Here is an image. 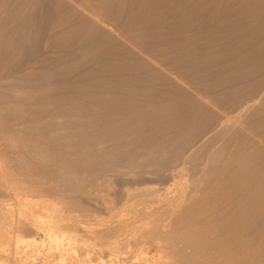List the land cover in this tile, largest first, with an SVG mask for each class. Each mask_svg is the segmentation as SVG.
<instances>
[{"label":"bare ground","instance_id":"bare-ground-1","mask_svg":"<svg viewBox=\"0 0 264 264\" xmlns=\"http://www.w3.org/2000/svg\"><path fill=\"white\" fill-rule=\"evenodd\" d=\"M41 1L0 0V81H4L2 85L0 84V197H4L3 195L8 197V200L4 198L0 202V264H7L9 261H12V264H36L35 260L38 257L41 258L42 264H264V97L258 99L256 107L251 106L253 111L249 109L251 115H245V121L243 118L239 119L241 118L239 114L233 118L236 110L230 107L255 91V89L252 90L253 88L250 90L249 87L252 85L247 84L250 80L249 75L254 76L255 73L258 75H255L257 80L253 78L255 82H258V89L259 85L261 86L260 83L264 84V73H262L264 70L261 71L264 68V52H257L259 59L256 60L257 56H255V60L250 64L247 57L253 55L252 52L240 60L229 57L234 54L231 52L238 46L237 44L243 42L242 38L239 39L243 34L238 32L242 26L236 29L238 25L236 24V32L233 30L234 26L233 28L230 26L235 35L230 30H225V26L220 27L219 31L214 29L216 32L213 30L211 34L207 28L206 31L202 29L205 31L201 38L203 40L197 43L195 41L189 44L182 43V45L181 42H176L172 38L176 33L171 36L173 32H168L169 29L164 28L162 31L160 28V32L162 31L160 33L159 30L158 32L154 30L153 25L152 27L146 25L148 22L144 21L146 22L144 23L142 20L144 25L138 22L141 20L139 15L144 11L142 9L145 8L144 16L147 18L154 14L155 10H147V3H143L146 0H140L145 5L142 7L140 2L134 1V4L132 3L134 11L131 12V9L127 11L129 13H123L127 0H75L76 8L66 5L70 0H66L67 3L64 0ZM93 1L100 3L101 14L94 16L97 6L95 2L96 6L94 3H91L94 7L89 8L91 4L88 6V10L94 9L87 10L94 13L93 17L91 15L89 19L84 16L81 18L78 14L82 11L76 10L82 9L81 6L85 4L86 7ZM155 1L157 0L152 2ZM241 1L236 0L238 4L242 2L244 4L247 0ZM159 2L160 4L165 2L160 5L161 7L169 3L168 0ZM233 3L235 4L234 1ZM190 6L192 8V5ZM212 8L202 18L206 22L201 23L206 24L217 18L214 12L216 9L213 11ZM220 8L217 13L221 10ZM254 8L255 6L253 10ZM98 12L100 13L99 9ZM138 12H140L136 16L139 17V20H136L140 25L138 27L148 32L142 30L139 31L140 34L135 33L138 36L133 35L135 36V39L132 37L133 40L123 34L119 35H122L120 38L124 37L123 41L126 40L134 47L144 50L147 56L155 55L157 60L151 59L152 61L158 62L157 57L163 56L160 59L164 58L163 61L161 60V63L165 65L164 75L166 68L169 71L171 69L177 76L174 74L172 76L170 73L166 75L175 77V81L177 77L180 80L179 76H181L185 83L183 85L186 86V83L194 85L196 88L192 93L196 94L195 96L190 97L191 92L187 90L188 87L181 86L182 82L180 87H184L185 92L187 90V95L183 94L184 88H181L183 95L180 94L181 89L174 86L176 83L170 86L169 83L174 81V79L171 80L172 77L168 78L171 82L166 81L169 82L168 84L164 82V86L162 84L163 88H160L161 85L156 87V82L157 85L159 82L161 84L160 80L163 79L162 74H159L161 72H153L155 69L151 67L152 62L145 58L144 53L141 57L144 54L142 58L146 61L137 54L131 55L137 48L132 49L131 45L128 47L125 41L124 45L122 40L117 39L120 47L114 44L115 38L106 40L108 43L100 42V40V43H94L100 31L105 30L103 26L99 28L98 24L102 20L103 24L109 21L108 19L105 21V18L113 21L112 17L119 20L123 17L121 21L124 23L120 24L133 33L132 26L136 23L134 20ZM144 16L142 19L145 20ZM209 17L212 18L209 19ZM221 18H219L221 22L218 23V29L219 24H223L222 21L224 25L233 21L228 19V16L226 24L224 19L220 20ZM241 18H238L239 22ZM100 19H102L101 22ZM216 20L218 22V19ZM47 21H52L56 29L52 31V34L47 35L48 39L46 38V43L54 51L66 53L68 49H73L72 45H75V42L82 45L93 43L94 48L96 47L94 44L97 45L93 52L97 56L94 58L98 63L93 68L90 66L87 70L83 69L84 72L79 76L82 81L80 83L79 80V84L77 83L80 86H76L77 89L72 88L76 91L63 90L64 84L71 83L68 81L71 68L69 64H66L63 70L58 71L55 68L57 65L53 67L56 64L55 60H53V66H48L49 68L42 71L44 74L40 73L43 76L31 77V74L27 72L23 73V77L14 76L15 73L19 74L22 66L21 52L30 50L29 44L39 39V30ZM117 23L118 21L116 27L119 25ZM61 26L64 28L58 29ZM145 26L147 29L144 28ZM109 33L111 35L110 31ZM242 33H244L243 30ZM124 35L128 34L124 33ZM234 36H237L236 39L239 41H236ZM141 37L142 40L145 37L146 40L148 37L150 39L145 43L143 41L142 44L139 41ZM254 38L256 39L257 36ZM251 40L248 38L247 43ZM254 41H251L254 43L252 50L256 49V44L263 43L258 41L255 44ZM126 47L132 52L129 49L124 50ZM118 49L123 53L125 51V57L117 53ZM207 50L216 51V54L211 52L215 56V63L223 67L219 74L222 77L216 76L219 78L216 81L204 75L203 78L198 76L202 74V69L205 70L212 64L209 59L210 66L203 60H197L201 59L199 56L197 58V55ZM31 52L33 55L34 50ZM136 53L139 52L136 51ZM80 55L76 58H80ZM121 56L124 59H121ZM249 58L252 59V57ZM64 59L62 58V62L65 61ZM161 63L159 62L158 66ZM161 66L158 68L163 67ZM237 67L241 71H237ZM234 68L237 70L235 71ZM198 69H201V73L197 71L198 74L193 75ZM16 70L18 72H15ZM156 70L159 71V69ZM20 72L22 73L23 70ZM197 76L199 78H196ZM167 77L170 76H165L164 79ZM52 78L56 80L53 81ZM71 80H73L72 76ZM221 81L233 86L229 87L231 90H228L229 88H226L228 86L225 84L224 86ZM214 82H220L219 86H224L223 89H227L228 92L224 89L223 95L221 93L223 90L219 89L218 93L217 88L221 87ZM233 82L234 84H230ZM87 83H89L88 86ZM177 83L180 82L177 81ZM213 83L217 86L215 87ZM104 86L110 88L109 92L112 90L115 93L113 97L110 95L112 91L109 95V92L107 94V91L104 92L107 97L103 95ZM255 86L257 87V84ZM68 92L73 95H68ZM246 101H244L245 105L249 103L248 99ZM50 105L52 108L49 107ZM226 108H228L227 111L235 110L233 117L229 118L232 115L230 111L229 116L228 112L227 116L225 115ZM222 111H225V114ZM220 112L228 118L225 120L220 114L224 121L220 129H216L218 132L214 133L211 125L210 130L214 134L210 136L213 138L209 137L210 140L206 138L208 141L203 138L205 143H198L195 139L200 133L203 136L208 123L212 124L209 116L214 115L218 119L219 115L215 114ZM215 117L214 121L217 123ZM236 118L239 119V123ZM211 119L213 121L212 117ZM219 120L222 119L219 118ZM204 128H206L205 131ZM155 129L159 130V133ZM156 132L157 135L154 134ZM198 132L199 135L196 136ZM159 134L165 135L160 138ZM202 136L199 138L202 139ZM199 138L197 140L200 142ZM192 140H195V144L198 143L199 146L194 148V143H191L194 149H191L190 154L186 152L188 155L184 157L188 162L184 163L183 157L180 167L175 163L182 159L184 151L190 149L188 144ZM213 140H218L220 144L217 143L215 147ZM211 143L215 149L212 148ZM186 163H189V166ZM174 164L179 169L182 168V164L187 165L185 170H183L184 167L181 169V172L174 167V170L178 169L177 175L179 174L177 180L173 178L174 184H172L176 191L174 198L172 195L171 198L167 195L168 188L170 190L169 184L167 188L162 185L164 190L167 189L163 191H167L166 194L158 195L161 188L158 189L153 184L152 186L157 188L153 189L148 186L149 184L139 183L140 179H147L146 176L143 178L140 176L146 174L147 169L152 175L163 177L162 171L168 176L167 172L170 173L171 170H165L173 167ZM174 170L173 173L171 171L173 175ZM188 173L191 178L188 177ZM171 174L170 176L173 177ZM121 175L132 177V179L124 180ZM137 175L141 178H136ZM151 176L149 178H152ZM173 179L170 177V183ZM113 181H121L119 182L121 191H118L117 195L114 193V186L112 187ZM155 190H159L157 195ZM12 193L18 196L16 202L11 201ZM169 200L174 201L169 204ZM14 215L22 218L14 220ZM21 224L23 229L17 230ZM13 228L16 230L13 231ZM18 231L22 234H16ZM92 255L93 258H91Z\"/></svg>","mask_w":264,"mask_h":264},{"label":"rangeland","instance_id":"rangeland-1","mask_svg":"<svg viewBox=\"0 0 264 264\" xmlns=\"http://www.w3.org/2000/svg\"><path fill=\"white\" fill-rule=\"evenodd\" d=\"M43 1V0H42ZM41 1V2H42ZM66 0H64V2H65ZM68 1V0H67ZM67 1H66V3H67ZM127 1H130L131 2V5H130V2H127ZM127 1H125L126 3L124 4V10H123V13L124 12H127V11H131V9H132V11L131 12H133L134 11V5H132V3L134 4V1H138V2H140V0H127ZM152 1H154V0H146V2H143V3H147V5H146V8H147V10H155L154 11V14L153 15H150V16H148L149 18H147V16L145 17L144 16V13H146V10H145V8L144 9H142V10H144V11H142L141 12V15H139V17L141 18V22L140 21H138L140 24H143L144 25V23H146V22H148L146 25H148V26H151V25H153V27L155 28L154 30H156L157 32H158V30H159V32H160V28H161V30L162 31H164V28L167 30V29H169L168 30V32H173V33H171L172 35L171 36H173V34L175 35V33H176V35L175 36H173L172 38H174V40L176 41V42H181V44L182 43H187V44H189V42H191V41H195V43H197V42H199L200 40H203V39H201V38H203V33H205V31H206V28H207V30H209V32H210V34H211V32H213V30L215 29H217V31H219V30H221V28H222V26H225L224 28H225V30H230V32L232 33V26H234V28H233V30H235V32L237 31L236 29L238 28V26H239V28H240V26H242L241 27V29H239V33L240 34H243V35H238L239 33H237L236 35H238V37L240 36V38L239 39H244V40H242L241 39V41H243V42H241L240 44H237V43H235V44H237L235 47V49L231 52V54H233V52H234V54L232 55V56H229V57H231V58H239V60L242 58V57H247L248 56V54L250 55L251 54V52L253 53V55L251 54L249 57H252V59L251 58H249V57H247V59L249 60H247L248 62H249V64H250V62H252V61H254L255 60V58H256V60H257V58L259 59V55H257V52L258 53H260V52H264V39H262L263 37H264V22L262 21V20H264V2H261V1H264V0H253V1H249V0H247V1H249V2H252L251 4L249 3V2H247V1H244V0H242V1H244V2H246V3H244L243 4V2L242 3H239L238 4V2H240V0H237L238 2H236V0H212L213 1V3H212V1L211 0H201L202 1V3H201V1L200 0H168L169 1V3L167 4H165L164 6H160V5H162L163 3H165V2H163L162 4H160V2L158 3V1H160V0H157V1H155V2H152ZM166 1V0H165ZM181 1L183 2L182 4H181ZM192 1V2H191ZM197 1V2H196ZM203 1H205L204 3H203ZM210 1V2H209ZM233 1L235 2V4L233 3ZM69 3L68 4H66V5H68V6H70V7H75V6H77L76 4L77 3H75V0H73V3H71L70 4V2H72V0H70V1H68ZM95 2L96 1H93V2H90V3H88L87 4V6L85 7V5H83V6H81V8L82 9H80V10H76V11H79V12H81L80 14H78V15H81V18H86V19H89V18H91V17H93V14L94 13H91V12H87V10H88V6H89V4H91V3H94V6H96V9L94 10L95 11V14H94V16L96 17V15L97 16H99L100 14H101V8L99 7V6H101V5H99L100 3H97L96 2V5H95ZM137 2V4L138 5H140L139 3ZM148 2H150L149 4H148ZM221 2V3H220ZM225 3V4H223V3ZM257 2V4H255ZM259 2V3H258ZM141 3V2H140ZM155 3V4H154ZM210 5H209V4ZM218 4V5H216V4ZM231 3H233V4H231ZM247 3H249L251 6H249V4H247ZM262 3V4H261ZM41 4V3H40ZM74 4V5H73ZM153 4V5H152ZM158 5V7H156L157 5ZM180 4V5H179ZM207 4V5H206ZM226 4H229L230 6H228V5H226ZM241 4H243V5H241ZM259 4V5H258ZM136 5V4H135ZM168 5V6H167ZM170 5V6H169ZM187 5V6H186ZM190 5H192V8H191V6ZM204 5H206L205 7H204ZM232 5V6H231ZM247 5V6H246ZM261 5L263 6V7H261ZM92 6V4L89 6V8ZM94 6H92V7H94ZM142 6H145V5H143L142 3H141V7ZM150 6V7H149ZM152 6H154L153 8H152ZM214 6H217V8L215 7H212ZM227 6V7H226ZM237 6V7H236ZM239 6H241V8L239 7ZM244 6V7H243ZM255 6V8H254V10H253V7ZM258 8H257V7ZM98 7V8H97ZM129 7H130V9H129ZM136 7V6H135ZM139 7V6H138ZM161 7V8H160ZM167 8V11H166V8ZM189 7V8H188ZM209 7H211L212 8V10L214 11L215 9V13H216V15H217V18L216 17H214V18H216V19H218V22H216L217 20L216 19H214V20H212L211 22L210 21H208L206 24L205 23H201V22H206V20H204V19H202L203 17H204V15L206 16V12L208 11V10H211V8H209ZM219 7H221L220 9V11H219V13H217L218 12V8ZM223 7V8H222ZM225 7V8H224ZM232 7H233V9H232ZM251 7V8H250ZM76 8V7H75ZM87 8V9H86ZM168 8L170 9L169 11H168ZM206 8V9H205ZM209 8V9H208ZM238 8H240V10H243L244 12H242V11H240ZM244 8V9H243ZM249 8V9H248ZM263 8V10H261ZM77 9H78V7H77ZM85 9V10H84ZM94 9V8H93ZM92 8L91 9H89L88 11H92L93 10ZM98 9L100 10V13L98 14L97 13V11H98ZM189 9V10H188ZM230 9H232V10H230ZM236 9V10H235ZM248 9V10H247ZM84 10V11H83ZM159 10V11H158ZM193 10V11H192ZM195 10V11H194ZM223 10V11H222ZM225 10H229L228 12L227 11H225ZM251 10V11H250ZM259 10V11H258ZM61 11H62V9H61ZM187 11V12H186ZM188 11H190V12H188ZM223 13H222V12ZM224 11H225V13L227 12V16L225 15V13H224ZM234 11H236V12H234ZM238 11H240L239 13H238ZM250 11V12H249ZM85 12H87V14L85 13ZM165 12H167V13H165ZM194 12V13H193ZM196 12V13H195ZM198 12V13H197ZM203 12H204V14H203ZM232 12H233V14H232ZM247 12V13H246ZM254 12H255V15H254ZM256 12H258V13H256ZM263 12V13H262ZM97 13V14H96ZM127 13H129V12H127ZM140 12H138L136 15H135V20H134V22H136L135 24H134V22L132 23V24H134L133 26H132V28H134V29H132V30H137L136 32H134L133 31V33L131 32V30L130 29H128L127 30V28H125V27H123V25H121V24H123L122 23V21H123V17H121L120 18V20L119 19H117L116 17H112V19L114 18V20H115V22H114V20L112 21V20H110L109 18H105L104 20L106 21L107 19L109 20V21H106L107 23L105 24H103V18L102 19H100V22H101V20H102V22L100 23V24H98L99 25V28H102V26H103V29L105 28V30L107 29H110V30H108V32H107V30L105 31V30H103V32H102V30L101 29H99V31H100V35H98V36H96V38H95V40H94V43H100L101 41H103V43H108V41H110L111 39L113 40L114 38H115V40H113V42H114V44L116 45L117 44V46H118V43H119V41L118 40H122L121 42H122V44H124V41H125V44H127L128 43V47H129V45H131V48L132 49H134V48H137V47H134V45H132L131 43L129 44V42H126V40H124L123 41V39H125L124 37H123V39H121L120 37H122V35L121 36H119L120 34H123V36H125V37H127L128 36V39H130V38H134L135 36L137 37L138 35L137 34H135V33H139V31H142L143 30V32L145 31V32H148V30H145V29H141V28H139L140 27V25H138L139 23L136 21L137 19L139 20V17H136V16H138V14H139ZM231 13V14H230ZM240 13H242V14H240ZM252 13V14H251ZM84 14V15H83ZM193 16H192V15ZM219 14V15H218ZM238 14H240V16L238 15ZM247 14V15H246ZM85 15H87V16H85ZM92 15V16H91ZM125 15V14H124ZM123 15V16H124ZM171 15H172V17H171ZM216 15H213V16H216ZM237 15L241 18V16H242V20L240 19V22H239V20H238V18L239 17H237ZM84 16V17H83ZM89 16H91V17H89ZM142 16H144L143 18H146L145 20L144 19H142ZM168 16V17H167ZM174 16V17H173ZM198 16V17H197ZM202 16V17H201ZM211 16V15H210ZM222 16H226L225 18L224 17H221ZM228 16H229V18H228ZM231 16V17H230ZM253 16V17H252ZM88 17V18H87ZM103 17V16H102ZM152 17H153V19H152ZM155 17V18H154ZM252 17V18H251ZM256 17H257V19H256ZM151 18V19H150ZM170 18V19H169ZM193 18V19H192ZM210 18H212V17H209V19ZM219 18H221L220 20H222V19H224V21H226V24H227V19L226 18H228V19H230V20H233V21H236L235 23H233V21H229L230 22V24H229V22H228V24L227 25H229V27L227 26V25H224V22L222 21V23L223 24H219V29H218V23H220L221 21H219ZM232 18V19H231ZM245 18V19H244ZM263 18V19H262ZM116 19H117V21H118V23H119V25H117V27L119 26H121V27H123L124 29H125V31L123 32V28H117L115 25H116ZM159 19V20H158ZM235 19V20H234ZM253 19V20H252ZM262 19V20H261ZM122 20V21H121ZM142 20H143V22L144 21H146V22H142ZM151 20V21H150ZM198 20V21H197ZM243 20H245L244 22H243ZM251 20H252V22H251ZM257 20V21H256ZM259 20V21H258ZM104 21V22H105ZM239 23H241V24H239ZM109 22V23H108ZM212 24V26H211V24ZM111 23V24H110ZM117 23V24H118ZM121 23V24H120ZM138 23V24H137ZM171 23V24H170ZM193 23V24H192ZM198 23V24H197ZM210 25H209V24ZM245 23V24H244ZM263 23V24H262ZM103 24V25H102ZM110 24V25H109ZM113 24V25H112ZM136 24H137V26H136ZM192 24V25H191ZM235 24V25H234ZM236 24H238L237 25V27H236ZM248 24V25H247ZM101 25V26H100ZM143 25L141 26V27H143ZM205 27V29H204V27ZM217 25V26H216ZM246 25V26H245ZM263 25V26H262ZM105 26V27H104ZM113 26V27H112ZM137 27L136 29H135V27ZM139 26V27H138ZM201 26V27H200ZM207 26V27H206ZM216 26V27H215ZM232 28H231V27ZM258 26H260V27H258ZM152 27V26H151ZM159 27V28H158ZM186 27L188 28V29H186ZM203 27V28H202ZM213 29H212V28ZM221 27V28H220ZM226 27H228V29H226ZM235 27H236V29H235ZM55 27H54V25L52 24V21L51 22H45V24H44V26L42 27V28H40V30H39V35H40V37H39V39H36L35 41H33L32 43H30L29 44V46H30V50H26V51H23V52H21V54H23V59H22V62H21V64H22V66L20 67V70H19V72H18V70H16L15 72H18L19 74H16L15 72V75L14 76H16V77H20V75L23 77V73L25 74V72H27V73H30L31 74V77H36V76H34V75H41V74H44V72H42V71H44V70H46L47 68H49L50 66H53V60H55V63L56 64H54V66L53 67H55L56 65V67L55 68H57V70L58 71H61V70H63L64 68H65V66L64 65H66V64H69V67L71 68L70 70H71V73H70V76H68L69 77V79L71 80V76H72V79L74 80H69L68 79V81L69 82H71V83H67V84H64V86H63V90H65V91H69V90H71V91H76L75 89H77L78 87H76V86H80V85H78L79 84V80H80V83H81V81H82V78L80 79V77L79 76H81V74L84 72V70L83 69H85V70H87V69H89L90 68V66H91V68H93V67H95L96 65H97V63L98 62H96L97 61V59H95V58H97V56L95 55V52H93V51H95L96 50V47H97V45L96 44H94L96 47L94 48L93 47V43L91 44V43H89V44H84V45H82L81 43H77V42H75L74 44L75 45H72V46H74L73 47V49L71 50H69L70 52H68V50H67V52L65 53V52H58V51H54V50H52L49 46H48V44L46 43V41H47V39L49 38V37H47V35L49 36L50 34H52L53 32L52 31H54V30H56V29H54ZM64 28V26H61V27H59L58 29H63ZM116 28V29H115ZM144 28H146V26L144 27ZM156 28H158V29H156ZM250 28V29H249ZM118 29V30H117ZM139 29V30H138ZM147 29V28H146ZM190 29V30H189ZM199 29H200V31H199ZM205 30V31H203V30ZM112 30V31H111ZM151 30V29H150ZM189 30V31H188ZM192 30V31H191ZM197 32H196V31ZM212 30V31H211ZM214 30V32H216ZM242 30L244 31V33H242ZM259 30V31H258ZM109 31L111 32V35H112V33L115 31L116 33L114 34L113 33V36L115 35V37H113V36H111L110 35V33H109ZM161 31V32H162ZM186 31V32H185ZM203 31V32H202ZM252 31V32H251ZM105 32V33H104ZM121 32V33H120ZM160 32V33H161ZM180 32V33H179ZM188 32V33H187ZM190 32V33H189ZM208 32V31H207ZM234 31H233V33L232 34H234L235 33ZM258 32V33H257ZM261 32V33H260ZM102 33V34H101ZM104 33V34H103ZM124 33L125 34H128V35H124ZM130 33H132V35H129ZM253 35H252V34ZM257 33V34H256ZM259 33H260V35L262 34V36L260 37V35H259ZM140 34V33H139ZM146 34H148V33H146ZM178 34V35H177ZM188 34H189V36H188ZM199 34V35H198ZM207 34H209V33H207ZM256 34V35H255ZM106 35V36H105ZM108 35H109V37H108ZM118 35V36H117ZM133 35H135V36H133ZM193 35V36H192ZM235 35V34H234ZM247 36V37H245V36ZM101 36V37H100ZM117 36V37H116ZM202 36V37H201ZM206 36H208V35H206ZM206 36H204V37H206ZM245 37V38H243V37ZM256 37L257 36V38L255 39L254 37ZM98 37V38H97ZM105 38V40H101V39H104ZM106 37H108V38H106ZM112 37V38H111ZM130 37V38H129ZM177 37L179 38V39H177ZM237 37V36H236ZM236 37L234 36V38L236 39ZM237 37V38H238ZM250 37H251V39L252 38H254L256 41H254V39H250ZM47 38V39H46ZM133 38L132 39H130V40H133ZM190 38V39H189ZM208 38V37H207ZM248 38H249V40H251L252 42L254 41L255 42V44L256 43H258V41L260 42V40H261V42H263V43H261V44H259L258 43V45H261L262 46V44H263V46L261 47V46H259L258 47V45L256 44V46H255V48L256 49H253L252 50V48L254 47V43H251V41L250 42H248L247 43V41H248ZM259 38V39H258ZM118 39V40H117ZM135 39V38H134ZM147 38L145 37L144 38V40H142V37L139 39V41L142 43L143 41V43H145V42H147L150 38L148 37V40H146ZM182 39V40H181ZM188 39V40H187ZM199 39V40H198ZM258 39V40H257ZM93 40H92V42H93ZM99 40H100V42H99ZM106 40H108V41H106ZM142 40V41H141ZM146 40V41H145ZM178 40V41H177ZM185 40H187V41H185ZM205 40V39H204ZM238 39H236V41H237ZM118 41V42H117ZM235 41V40H234ZM239 41V40H238ZM246 41V42H245ZM112 42V41H111ZM201 42H203V41H201ZM200 42V43H201ZM110 43V42H109ZM142 43V44H143ZM192 43V42H191ZM124 44V45H125ZM252 44H253V46H252ZM90 45V46H89ZM113 45V44H112ZM183 45V44H182ZM184 45H186V44H184ZM133 46V47H132ZM91 47H93V49L91 48ZM118 47H120V46H118ZM122 47V46H121ZM186 46H184V48H185ZM187 48V47H186ZM219 49H220V46L218 47ZM259 48L262 50H259ZM120 49V48H119ZM118 49V52L117 53H120L121 55H123L124 56V53H125V51H124V53L122 54L121 52H120V50ZM127 49V47L124 49V50H126ZM129 49V51L130 52H132V50H130V48H128ZM127 49V50H128ZM219 49H216V50H219ZM32 50H34V54L32 55ZM134 50H136L137 52H139V53H136V51H135V53H131V55H135V54H137L138 56H140V58L141 59H144L145 61H146V59L147 60H151V59H153V60H157V59H155L156 58V56L155 55H152V57H154V58H152L151 57V55H149L148 54V56H147V53L145 54L142 50H140L139 48H137V49H134ZM133 50V51H134ZM142 51L141 53H140V51ZM255 50H258V51H256L255 52ZM129 51H127V52H129ZM254 51V52H253ZM73 52V53H72ZM212 53L214 52V51H211ZM209 50H207V51H205L204 53H203V51L202 52H200L199 54L200 55H197V58H201V59H197V60H203L204 62H206L205 64H207L208 66H210V64H211V66L210 67H208V68H206L205 69V67H201V69L202 68H204L205 70H203L202 69V74H198L199 72H200V70L201 69H198V70H196L194 73H193V75L195 74V73H197V71H198V76L201 78H203L204 76L205 77H207V78H209V79H212V81L214 80V81H216V80H218L220 77H222V75H220L219 76V74H221L220 72L222 71V69H223V67H221V65L219 66V63L218 64H216L215 63V56H213V54L211 53ZM216 52V51H215ZM214 52V53H215ZM114 53H115V50H114ZM114 53H113V55H114ZM142 53H144L143 55H142V57H144L145 56V58H142L141 57V54ZM218 53V52H217ZM246 53H247V55H246ZM20 54V56H22ZM65 54H66V56H65ZM81 54V55H80ZM119 54V55H120ZM130 54V53H129ZM140 54V55H139ZM216 54V53H215ZM214 54V55H215ZM230 54V55H231ZM254 54H256V55H254ZM68 55V56H67ZM78 55H80L79 57L81 58V60H80V58H76ZM92 55H94V56H92ZM128 55V54H127ZM126 55V56H127ZM204 55H205V57H204ZM208 55V56H207ZM210 55V56H209ZM85 56V57H84ZM123 56H121V59H124V57ZM150 56V57H149ZM157 56H159V55H157ZM162 56V55H161ZM199 56V57H198ZM255 56H257V57H255ZM95 57V58H94ZM163 57V56H162ZM162 57H160V58H162ZM214 59H213V58ZM255 57V58H254ZM62 58L65 60V61H63L62 62ZM86 58V59H85ZM128 58V57H127ZM126 58V59H127ZM150 58V59H149ZM158 58V62H155V61H152L151 60V64L153 65V66H151L153 69H155L153 72H156V73H159V72H161V73H159L162 77H163V79L162 80H160L161 81V84H160V82H159V86L157 85V82H156V87H160V85H161V87L160 88H163V86H164V82H166V81H169L168 80V78L170 79L172 76H173V74H174V72L170 69V71H169V69L168 68H166L167 70H166V74L168 73H170L171 75H164V72H165V70H163V68L165 67V65H164V63H161V60L163 61V59H160L159 57H157ZM204 58V59H203ZM230 58V59H231ZM76 59V60H75ZM84 59V60H83ZM88 59V60H87ZM208 59L210 60V62L208 61ZM87 60V61H86ZM91 60V61H90ZM67 61V62H66ZM77 61V62H76ZM79 61V62H78ZM214 63H213V62ZM14 62V61H13ZM62 62V63H61ZM66 62V63H65ZM69 62V63H68ZM117 62H119V60L117 61ZM122 62V61H121ZM121 62H120V64H121ZM161 63V65L163 66H161V65H159V66H161L162 68H158L159 66H158V63ZM200 62V61H199ZM204 62H203V64H204ZM210 64H209V63ZM84 63V64H83ZM123 63V62H122ZM149 63V64H150ZM155 64V66H154V64ZM71 64V65H70ZM125 64V63H124ZM150 64V65H151ZM248 64V63H247ZM207 65H205V66H207ZM215 65V66H214ZM218 65V66H217ZM49 66V67H48ZM86 66H89L88 68L86 67ZM158 66V67H157ZM84 67H86V68H84ZM155 67H157V68H155ZM46 68V69H45ZM52 68V67H51ZM150 68V67H149ZM151 68V69H152ZM239 67H237V69H238ZM152 69V70H153ZM156 69H159V71L158 70H156ZM163 70V71H160V70ZM210 69V70H209ZM236 68H234V70H235ZM236 69V70H237ZM240 69V68H239ZM237 70V71H241V70ZM21 70H23V72L21 73L20 71ZM233 70V71H234ZM235 70V71H236ZM264 70V68H262V70L261 71H263ZM158 71V72H157ZM168 71V72H167ZM79 72H81V73H79ZM163 72V73H162ZM173 72V73H172ZM200 72V73H201ZM41 73V74H40ZM217 73V74H216ZM262 73H264V71L262 72ZM262 73H261V75H262ZM197 74H195V76L197 75ZM19 75V76H18ZM76 75V76H75ZM204 75V76H203ZM255 75H256V73H255ZM253 76L252 74L251 75H249L248 77H249V79L250 80H248L247 82V84H248V86L250 85H252L251 87H249L250 88V90H251V88H253L252 90H254L255 89V91H253V92H255V93H253V92H251V94L253 93V96L251 95V94H249V96L251 95V97H249V96H245L247 99H248V102L250 103H247L246 105L249 107H247L246 105H245V103H244V101H246L247 99L245 98V97H243V100H241L240 99V103L238 102V101H236V104H232V105H230V107L232 108V109H235V110H231V109H229L228 111H227V109L229 108H226V114L224 113L225 111H222V113H224L226 116H227V112H228V116L230 115L229 114V111L230 112H232L231 114L232 115H230L229 116V118L230 117H233V114L234 113H236V115H234V117L233 118H235L236 116H238V114L241 116V118H239V119H241L242 120V118H243V121H245L244 119L246 118L245 117V115H251V110L249 111V109L251 108H253L255 105H257L258 104V102H259V100L258 99H260V98H262V97H264L263 95H264V84L263 83H260L261 84V86L263 87H261L260 85H259V89H258V82L256 83L255 82V80H257L256 79V76H258V75H256V76ZM41 76H43V75H41ZM165 76H170V77H167V79H164L165 78ZM174 76H177V74H174ZM196 77V78H199V77ZM213 76V77H212ZM216 76H218V77H216ZM251 76V77H250ZM1 77V76H0ZM37 77H39V76H37ZM77 77H79V78H77ZM211 77V78H210ZM255 77V78H254ZM42 78V77H41ZM179 78H181L180 80H178V77L176 78L177 80L175 81V77L173 78H171V80L172 79H174V81H172L171 82V80L169 81V82H171V83H169L170 84V86L171 85H173L172 83H176V84H174V86H178L179 88L178 89H181V88H186V87H188L187 88V90L189 89V92H191L190 94H192V96L190 95V97H193V96H195L196 94H194L193 95V93H194V91L193 90H195V86L194 85H190V84H188V83H186V86L185 85H183V84H185V83H183V80L184 79H182V77L181 76H179ZM216 78V79H215ZM255 80H254V79ZM52 80L53 81H55L56 80V78H52ZM76 80H78L77 82H76ZM251 80H253V81H251ZM73 81V82H72ZM177 81L178 82H180V83H177ZM250 81V82H249ZM2 82H4V81H0V84L2 85L3 83ZM181 82H182V84H181ZM187 82V81H186ZM222 82V81H221ZM253 82H255V84L253 85L252 83ZM54 83V82H53ZM78 83V84H77ZM83 83V82H82ZM164 83V84H163ZM167 82H166V84H168ZM215 84H218V86H219V83H216V82H214ZM213 83V84H214ZM223 83V85L225 84L226 86H228V87H226L227 89L229 88V87H233V86H231V85H228L229 83H224V82H222ZM237 83V82H236ZM235 83V84H236ZM251 83V84H250ZM88 84L89 83H87V86H88ZM162 84H163V86H162ZM180 84H181V86H184V87H180ZM187 84L189 85V86H187ZM214 84V85H215ZM230 84H234V82L233 83H230ZM246 84V85H247ZM257 84V87L255 86ZM83 85H85V84H83ZM222 85V84H221ZM224 85V86H225ZM166 86V88H169V86L167 87V85H165ZM194 88H193V87ZM217 85H215V87H216ZM224 86H219V87H221V88H217V92H218V90L220 89V90H223V91H221V93H223V95L225 94V92H224V89H223V87ZM254 86L257 88H254ZM189 87H192V88H189ZM247 87V86H246ZM261 87V88H260ZM72 88H75V89H72ZM106 88H107V90H106ZM165 88V87H164ZM185 88H184V90L183 89H181V91H180V94L182 93V90H183V94H186L187 95V90H186V92H185ZM109 89L110 88H108V87H106V86H104L103 87V90H105V91H103V95L104 96H106L107 97V95H105V93L104 92H106V94L109 92ZM215 89V88H214ZM227 89H225V90H227ZM216 90V89H215ZM228 90H231V88H229ZM228 90L226 91V92H228ZM258 90V91H257ZM262 90V92H260ZM111 91L112 90H110V92L108 93V95L111 93ZM257 91V92H256ZM70 92V91H69ZM69 92H68V95H73V94H69ZM189 92H188V94H189ZM193 92V93H192ZM212 92H214L213 91V89H212ZM73 93V92H72ZM219 93V92H218ZM229 93H232L231 91H229ZM228 93V94H229ZM260 93H263L262 95L260 94ZM75 94V93H74ZM113 94H115L113 91H112V93L110 94L111 95V97H113L114 95ZM183 94H181V95H183ZM256 94H257V96H256ZM259 94V95H258ZM76 95V94H75ZM185 95V96H186ZM256 96V97H255ZM110 96H108V98H109ZM110 97V98H111ZM251 98V99H249V98ZM256 98V99H255ZM246 99V100H245ZM249 100H251V102L249 101ZM256 102H255V101ZM242 101H243V104L245 105V106H243V104H242ZM247 102V101H246ZM256 103V104H255ZM254 104V105H253ZM241 105V106H240ZM251 106H253V107H251ZM49 107H51V105L49 106ZM244 107H247V108H244ZM256 107V106H255ZM52 108V107H51ZM242 108H244L243 110H241ZM50 109V108H49ZM47 111H49L48 109H47ZM46 111V113H48ZM235 111V112H234ZM245 113H244V112ZM252 111H253V109H252ZM50 112V111H49ZM234 112V113H233ZM238 112V113H237ZM244 113V115H243V113ZM246 112H249L250 114H247ZM221 112L220 113H216L215 115L217 116V114L219 115V118L220 119H222V120H219V118L217 119L214 115L213 116H209V119L211 120V122H212V124L211 123H208L207 124V132L205 131V129L206 128H204L203 130L205 131V133L203 132V136H202V133H200V135H199V132L197 133V135L196 136H198L199 135V137L201 138V136H202V139L204 138L205 140H206V138H208L209 139V137L211 138L212 136H210V135H213L215 132H218V131H216V129H220V127H221V125L223 124V121H224V119L226 120L228 117H226L224 114H222ZM243 115H241V114ZM220 114H222L223 116H224V119H223V117H222V115H220ZM222 118H221V117ZM211 117L213 118V121H214V117L216 118L215 120H217V123H216V121H214V124H213V121H212V119H211ZM226 117V118H225ZM245 117V118H244ZM238 118H236L237 119V123H239V119ZM248 118V117H247ZM240 120V122H242ZM221 121H222V123H221ZM212 125V127H213V129H212V127H210ZM154 126V125H153ZM234 126H236V125H234ZM208 127H209V131H208ZM219 127V128H218ZM210 128L214 131V133H213V131L212 130H210ZM155 130H157V129H155ZM154 130V131H155ZM159 130H157V132H158ZM202 131V130H201ZM200 131V132H201ZM157 132L156 133H154L155 135H157ZM159 133V132H158ZM162 133V132H161ZM208 133V134H207ZM211 133V134H210ZM213 133V134H212ZM163 134V133H162ZM162 134H159L160 136V138H162L163 136H162ZM205 134V135H204ZM162 136V137H161ZM157 137V136H156ZM158 137V138H159ZM198 137V138H199ZM159 138V139H160ZM196 138V137H195ZM197 138V139H198ZM199 138V140H200V142L197 140V139H195L198 143H205L204 142V139H203V142H202V139H200ZM213 138V137H212ZM211 138V139H212ZM195 140H192L188 145H190L189 147H190V149H189V147H188V149H186L185 148V150H188V151H184V153H182L183 155L181 156L182 157V159H179L178 160V162H179V164H178V162H174L175 164H177L178 166H180V164H181V162L186 158V157H184V155H188L187 153H189L190 151H192L194 148H196V146L198 145L199 146V144L197 143V144H195ZM210 140V139H209ZM206 141H208V140H206ZM218 140H213V145H215V147H217L216 145H217V143L218 144H220V142L218 141ZM191 143H194V145H195V147L193 148V146L194 145H192V147H191ZM216 143V144H215ZM212 145V143H211V146H212V148L213 149H215L214 148V146ZM192 149V150H191ZM187 152V153H186ZM190 154V153H189ZM183 157H184V159H183ZM187 159V158H186ZM184 160L183 162L185 163V162H188L187 160ZM182 162V163H183ZM203 162V161H202ZM175 164L174 165H172L173 167H171V168H173V169H171V168H169L168 167V169H167V167H166V169L167 170H165V171H168L169 169L172 171V173H173V170H174V167H177L178 169H179V167L176 165L175 166ZM187 164V163H186ZM188 166H189V163L187 164ZM187 165L185 166V164H182V168H183V170H185V167H187ZM181 167V166H180ZM182 168H180L179 170L180 171H178V169H176L175 168V173H174V175L173 174H171V171H170V173H168L167 172V174H168V176H170V174L171 175H173V177L172 176H170L171 177V179H173V178H175V180H177V178H178V176H179V174L177 175V171L178 172H181V169ZM165 169V168H164ZM163 169V170H164ZM148 170V169H147ZM147 170L145 171L146 172V174L144 173V172H142V173H144V174H142V175H140L142 178L143 177H147V179H150L149 181H147V179L146 178H143V179H140L141 181L139 182V183H145L144 185H147V184H149L148 186H150V187H152L153 189H159V188H161V189H159L160 190V192H159V190H157L159 193H158V195H162V193H165L166 194V192H167V195L169 196V198H171L170 196L172 195V197H173V195L176 193V191L174 190V179L172 180V182L170 183V177H168V176H166V174H165V172L164 171H162V174H161V176L163 175V177H160V175H158V177L157 176H155V175H152L151 173H149L150 171L148 170V172H147ZM161 171H160V173H161ZM149 173V174H148ZM118 174H120V173H118ZM152 176H151V175ZM159 174V173H158ZM186 174H187V172H186ZM189 174V173H188ZM149 175V176H148ZM157 175V174H156ZM191 175H192V172H191ZM120 176V175H119ZM122 177H124V180H125V178L126 179H132V177H128V176H124V175H121ZM140 176H138L137 175V177L136 178H138V177H140ZM152 177V178H149V177ZM154 176V177H153ZM168 177L169 178V180H168V178H166V177ZM175 176H177V177H175ZM187 176V175H186ZM135 177H133L134 179H136ZM140 177V178H141ZM189 178H191L190 177V174H189V176H188ZM188 177H185V178H188ZM121 178V177H120ZM155 178H158V179H155ZM161 178V180H159ZM162 178L166 181H164V180H162ZM145 179H146V181H145ZM153 179H155V180H159V181H152ZM167 179V180H166ZM143 180V181H142ZM190 180V179H189ZM160 181H161V183H160ZM119 182H121V181H113L112 182V187L114 186V193H115V195H117V192L118 191H121V185H120V183ZM173 183V184H172ZM155 185L154 187H156L157 186V188H154L152 185ZM160 184V185H159ZM167 184H169L168 186L170 187V190H169V188H168V190L167 189H165V190H167L166 192H163V191H165L164 190V188L166 187L167 188ZM159 185V186H158ZM162 185H163V187L164 188H162ZM172 187H171V186ZM119 186V187H118ZM116 188H117V190H116ZM173 188V189H172ZM163 189V190H162ZM0 191H1V187H0ZM156 191V190H155ZM157 191L155 192V194L157 193ZM175 191V192H174ZM174 192V193H173ZM2 193V192H1ZM13 194V195H12ZM11 195H10V197H12V199H11V201L12 202H16V200L18 199V196H16L14 193H12ZM1 195V194H0ZM2 195H3V193H2ZM157 195V194H156ZM176 195V194H175ZM4 197H0V202L1 201H3L4 200V198H5V200H8L7 198L8 197H5V195H3ZM174 198V197H173ZM15 199V200H14ZM170 202H168L169 204H171V201L173 202L174 200H169ZM15 216V215H14ZM17 217V218H16ZM21 217V216H20ZM14 218V220H19V219H21V218H19V216L18 215H16L15 217H13ZM22 224H21V226L20 227H15V228H17V230L18 229H20L21 228V230L23 229L22 228ZM15 228H13L12 230L13 231H15L16 229ZM20 230V231H21ZM18 231L16 234H22L23 233V231ZM12 242V241H11ZM10 242V243H11ZM12 245H13V243H11ZM10 244V245H11ZM2 254V253H1ZM105 257V256H104ZM40 257H38L36 260H35V263L36 264H42V260H41V258L39 259ZM91 258H93V255L91 256ZM88 259V258H87ZM105 259V258H104ZM12 264V261H9V262H7V264ZM94 264H97V263H94Z\"/></svg>","mask_w":264,"mask_h":264}]
</instances>
